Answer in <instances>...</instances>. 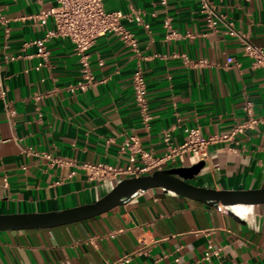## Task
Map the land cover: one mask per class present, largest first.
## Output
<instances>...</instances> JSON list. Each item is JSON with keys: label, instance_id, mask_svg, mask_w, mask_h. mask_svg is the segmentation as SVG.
I'll list each match as a JSON object with an SVG mask.
<instances>
[{"label": "crops", "instance_id": "obj_1", "mask_svg": "<svg viewBox=\"0 0 264 264\" xmlns=\"http://www.w3.org/2000/svg\"><path fill=\"white\" fill-rule=\"evenodd\" d=\"M217 11L264 47V0H214ZM57 0H0V213L46 212L90 202L107 185L92 182L79 163L127 166L130 136L154 156L166 152L171 132L179 145L186 128L204 136L230 132L246 120V103L264 114V69L253 65L241 41L220 25L211 29L197 0H106L125 13L124 27L137 47L107 33L90 48L93 81L79 86L81 65L65 37L46 41L47 65L32 41L55 27L36 17ZM183 55L201 65L188 64ZM141 65L147 83L145 121L136 105L133 74ZM50 156L51 158H49ZM138 161L141 158L138 157ZM170 162V166L190 165ZM199 185L264 186V122L209 147ZM220 256L204 260L208 242ZM264 264V205L245 222L225 209L161 188L81 221L50 228L0 230V264Z\"/></svg>", "mask_w": 264, "mask_h": 264}, {"label": "built area", "instance_id": "obj_2", "mask_svg": "<svg viewBox=\"0 0 264 264\" xmlns=\"http://www.w3.org/2000/svg\"><path fill=\"white\" fill-rule=\"evenodd\" d=\"M106 0H57V6L41 11L36 17L41 24H46L48 18L52 16L55 27L47 31L41 39L32 42L38 46V55L41 61L38 67L47 65L50 51L46 41L52 37L60 36L68 38L74 45L75 52L81 65V78L79 86L87 87L93 81V73L90 63V48L96 40L107 33H113L130 45L137 47V39L134 34L128 31L122 20L126 16L121 9L109 10L105 6ZM200 12L204 15L207 25L216 30L220 25L225 27L226 33L237 37L244 46L245 54L252 58L253 65L264 69V47L254 44L249 36L238 30L234 23L226 16L217 11L214 0H197ZM165 4L166 0H162ZM6 17L0 6V22H6ZM185 61L190 65H201L206 63L205 59L194 61L187 55H183ZM133 86L136 105L142 113L144 120L149 121V103L147 95V83L141 65H138L133 74ZM7 88L0 80V94L5 97ZM245 110L248 118L238 123L230 132L204 136L197 127L186 128L187 139L184 143L176 145L172 141L171 132H166L164 141L166 152L162 156H154L150 151L142 147L140 139L136 136L128 137L122 146L123 150L130 149L129 164L127 166H116L107 162L79 163L76 158L64 159L55 158L53 161L60 165L73 164L83 168L90 181H108L124 177L139 176L152 173L157 169L168 167L170 162H186L188 157L191 164L206 159L209 156V147L214 143L232 140L237 134L255 128L264 122V114L255 116L250 102L246 103ZM51 158L50 156H48ZM138 157L141 161H138ZM220 209H223L220 207ZM222 247H216L209 241L204 254V260H211L213 256H220ZM130 256L108 262L105 264H122L128 262Z\"/></svg>", "mask_w": 264, "mask_h": 264}, {"label": "water", "instance_id": "obj_3", "mask_svg": "<svg viewBox=\"0 0 264 264\" xmlns=\"http://www.w3.org/2000/svg\"><path fill=\"white\" fill-rule=\"evenodd\" d=\"M206 159L190 165L170 166L149 174L102 182L105 193L93 201L46 212L0 213V230L50 228L81 221L124 205L150 189L161 188L180 196L222 207L236 220L245 222L256 206L264 205V186L255 188H215L196 183Z\"/></svg>", "mask_w": 264, "mask_h": 264}]
</instances>
